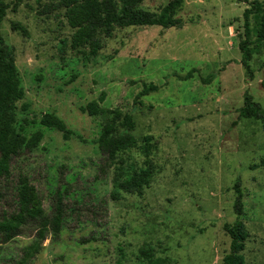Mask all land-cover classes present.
Here are the masks:
<instances>
[{
	"label": "rangeland",
	"instance_id": "1",
	"mask_svg": "<svg viewBox=\"0 0 264 264\" xmlns=\"http://www.w3.org/2000/svg\"><path fill=\"white\" fill-rule=\"evenodd\" d=\"M1 1L10 6L1 34L25 96L16 103L11 176L0 178V219L18 208L26 183L27 200L47 214L57 189L71 184L60 236H50L31 264H223L231 245L224 226L237 220L250 234L245 264H264V166L253 169L264 159V128L239 118L246 93L264 108L258 18H250L252 77L239 49L245 10L254 1L264 8V0H184L181 28L119 27L97 57L72 47L75 30L66 10L52 6L57 0H23L15 11V0ZM173 1L140 7L157 13ZM210 75L216 78L206 85ZM94 101L99 115L81 110ZM114 110L133 117L137 145L104 168L97 142ZM47 113L65 121L69 141L40 124ZM145 169L152 179L141 194L116 190L115 178ZM34 238L28 231L3 245L0 264H17Z\"/></svg>",
	"mask_w": 264,
	"mask_h": 264
},
{
	"label": "trees",
	"instance_id": "2",
	"mask_svg": "<svg viewBox=\"0 0 264 264\" xmlns=\"http://www.w3.org/2000/svg\"><path fill=\"white\" fill-rule=\"evenodd\" d=\"M42 1V0H40ZM145 0H57L53 7L65 9V18L75 33L72 38V47L80 49L88 47L89 54L97 57L103 44L102 39L108 38L119 27H162L163 29L181 28L182 22L176 18L182 9L184 0H175L163 7L159 12H150L140 6ZM23 2L15 0L14 11ZM250 7L244 12L245 40L239 45L242 54V66L252 77L250 61L255 53L251 48V35L254 29L250 26L251 16L259 19L256 29V40L264 42V8L259 1L250 3ZM10 9L8 4L0 0V178L8 179L11 176V160L9 158L16 144V103L23 100L25 90L21 86L19 73L15 63L14 52L11 47L5 45L1 26ZM15 31H21L28 36V31L19 24H13ZM191 75L185 77L187 80ZM215 75L204 80L209 85L215 79ZM156 87L145 89L138 98L149 95ZM91 116L100 113L99 103L94 101L81 109ZM112 120L102 130L97 142L103 156L104 168H112L118 161V155L128 151L137 145V139L132 134L135 124L130 114H123L120 110L112 111ZM240 119H253L262 123L264 128V108L257 103L249 93L245 94L244 106L239 111ZM40 124L46 128L62 133L65 141H69L73 132L60 117L47 113L44 114ZM120 129H123L121 132ZM264 166V159L257 169ZM125 178H115L114 186L117 191L128 194L142 193L152 179L151 169L142 170L131 175L128 171ZM27 183L18 194V208L11 214L4 213L0 219V254L3 245L25 235L26 232H35L34 241L23 249L22 257L17 264H31L43 249V245L50 236L58 238L68 218L70 208L65 203V195L69 187L62 191L58 188L53 196L51 212L45 213L42 207L35 206L27 200ZM236 200L234 210L237 216L243 213V193L240 181L234 187ZM225 232L231 238L230 254L224 258L223 264H245L243 252L246 242L250 237L244 223L237 220L234 224H226ZM95 241L94 237L83 240V244ZM152 254L147 253L150 257ZM163 260H156L152 264H162Z\"/></svg>",
	"mask_w": 264,
	"mask_h": 264
}]
</instances>
